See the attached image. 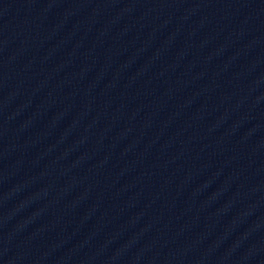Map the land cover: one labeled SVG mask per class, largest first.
Segmentation results:
<instances>
[{"label": "water", "instance_id": "95a60500", "mask_svg": "<svg viewBox=\"0 0 264 264\" xmlns=\"http://www.w3.org/2000/svg\"><path fill=\"white\" fill-rule=\"evenodd\" d=\"M0 264H264V0H0Z\"/></svg>", "mask_w": 264, "mask_h": 264}]
</instances>
